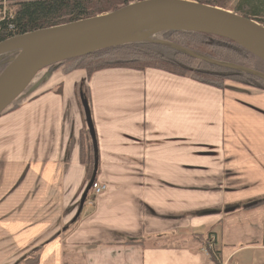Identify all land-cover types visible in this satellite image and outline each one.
Returning <instances> with one entry per match:
<instances>
[{
  "label": "crops",
  "instance_id": "1",
  "mask_svg": "<svg viewBox=\"0 0 264 264\" xmlns=\"http://www.w3.org/2000/svg\"><path fill=\"white\" fill-rule=\"evenodd\" d=\"M37 78L0 114V264H214L209 232L222 263L264 264V90L150 68Z\"/></svg>",
  "mask_w": 264,
  "mask_h": 264
},
{
  "label": "water",
  "instance_id": "2",
  "mask_svg": "<svg viewBox=\"0 0 264 264\" xmlns=\"http://www.w3.org/2000/svg\"><path fill=\"white\" fill-rule=\"evenodd\" d=\"M193 32L233 42L264 63V26L233 11L193 0H143L115 11L66 24L12 36L0 42V63L10 56L0 72V114L21 97L36 75L50 65L100 50L153 42L165 32ZM160 43H165L159 41ZM191 56L232 71H246L264 79L255 70ZM5 63V62H4ZM90 133L93 127L83 103ZM94 180H91V183Z\"/></svg>",
  "mask_w": 264,
  "mask_h": 264
},
{
  "label": "trees",
  "instance_id": "3",
  "mask_svg": "<svg viewBox=\"0 0 264 264\" xmlns=\"http://www.w3.org/2000/svg\"><path fill=\"white\" fill-rule=\"evenodd\" d=\"M11 14L0 21V42L12 36L38 29L49 28L115 11L129 3L141 0H14ZM233 11L264 26V0H240L233 9L226 7L225 0H193ZM158 40L126 44L100 50L78 58L68 59L45 68L62 73L82 70L86 76L105 69L131 68L158 69L172 74L187 76L206 85L221 88L225 81L264 90V79L246 71H232L208 63L190 55L255 70L264 75V63L238 45L226 39L193 32L170 31L157 35ZM159 41L165 42L160 43ZM206 50H203V48ZM211 53L208 50H212ZM208 49V50H207ZM11 56V55H10ZM7 56L0 64L5 67ZM262 68V69H261ZM13 104L8 106V110ZM5 110V111H6ZM211 233V232H210ZM213 234V233H212ZM202 239V243H203ZM214 264H222L218 250H207ZM19 264H37L31 255Z\"/></svg>",
  "mask_w": 264,
  "mask_h": 264
},
{
  "label": "built area",
  "instance_id": "4",
  "mask_svg": "<svg viewBox=\"0 0 264 264\" xmlns=\"http://www.w3.org/2000/svg\"><path fill=\"white\" fill-rule=\"evenodd\" d=\"M3 18H0V21ZM106 189V186L103 183H100L98 181H94L91 185V191L90 194L86 200V204L88 207L92 208L94 207V202L97 196L102 194ZM206 244L203 247V251L208 255L207 250L214 251L218 249V245L216 243L215 235L209 234L205 237Z\"/></svg>",
  "mask_w": 264,
  "mask_h": 264
},
{
  "label": "rangeland",
  "instance_id": "5",
  "mask_svg": "<svg viewBox=\"0 0 264 264\" xmlns=\"http://www.w3.org/2000/svg\"><path fill=\"white\" fill-rule=\"evenodd\" d=\"M141 1H143V0H141ZM239 1L240 0H225V5H226V7H229V8H231V9H233L235 6H237V4L239 3ZM15 1L14 0H0V18H3V19H5V18H7L8 16H10L11 14L8 12V9H12L13 7H12V5L11 4H13ZM137 2V1H136ZM2 19V20H3ZM154 39L155 40H158L159 39V37L158 36H155L154 37ZM203 48V47H202ZM208 48H214V47H208ZM203 50H205L204 48H203ZM208 50V49H207ZM206 51V50H205ZM209 52L211 51V53H214V54H217V52H214L215 50L213 49V52H212V50H208ZM6 58V57H5ZM4 58V59H5ZM3 59V60H4ZM213 60V59H212ZM215 61V60H214ZM1 64V63H0ZM262 69V68H261ZM229 82V81H228ZM233 81H230V83H232ZM234 84H238V85H243V84H240V83H236V82H234ZM244 86V85H243ZM246 86V85H245ZM20 98L21 97H19V99L18 100H16L15 101V103H14V105H12L11 107H13V106H16L18 103V101L20 100ZM23 99V98H22ZM83 100V99H82ZM10 107V108H11ZM82 107H83V109H84V106H83V104H82ZM9 108V109H10ZM205 244H206V241H203V243H202V250H203V247L205 246ZM241 253H243V252H241ZM240 253V254H241ZM239 254V255H240Z\"/></svg>",
  "mask_w": 264,
  "mask_h": 264
}]
</instances>
